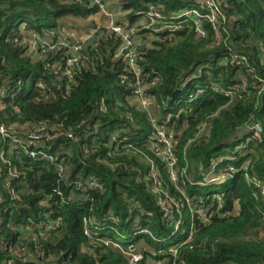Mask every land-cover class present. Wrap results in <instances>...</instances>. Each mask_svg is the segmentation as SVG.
<instances>
[{
  "label": "trees",
  "instance_id": "16d2710c",
  "mask_svg": "<svg viewBox=\"0 0 264 264\" xmlns=\"http://www.w3.org/2000/svg\"><path fill=\"white\" fill-rule=\"evenodd\" d=\"M115 1L138 74L97 33L60 78L70 45L36 57L34 37L98 8L0 0V123L20 139L0 147V264H264V0Z\"/></svg>",
  "mask_w": 264,
  "mask_h": 264
},
{
  "label": "built area",
  "instance_id": "2783aa9c",
  "mask_svg": "<svg viewBox=\"0 0 264 264\" xmlns=\"http://www.w3.org/2000/svg\"><path fill=\"white\" fill-rule=\"evenodd\" d=\"M90 2H91V5L98 8V13L103 14L107 19L105 29L104 28L101 29L99 31V34L112 33V34L119 35L123 38L124 44H123V47L121 48L120 52L122 54H124V52H126V50H128V54L126 57L130 59V61L128 60L130 67L132 68V70L136 74H138V68L136 65V53L134 50V43L132 42L129 34L127 33V31L125 30L123 25L118 23L117 12H115L114 10L109 8V4H108L107 0H90ZM207 5H209L211 7L215 6L214 0H208ZM213 16H215V15H213ZM213 19H215V17H213ZM49 42L47 41V38L35 36L34 40L32 41L31 44H32V46H35V48L37 49V46L39 48L40 47L43 48V46H41V45L51 47L55 43V41H53V40L49 41ZM49 44H51V46ZM85 49H86V46L81 42L76 43V44L74 43V45L69 46V53H71L70 57H69L70 59L67 63V67H66L65 71H62L60 73V78H64V77H68V76L72 75V73H73L72 67L75 66L76 64H78L80 61H82V57H83V59H85V55L83 54ZM57 66H59V64H57ZM142 88L143 87L141 85H138V91L140 92V94L143 91ZM262 90L264 91V87L262 88ZM141 98L147 100L146 98H143V97H141ZM252 129L255 131L254 132L255 137L259 138L261 136L262 131H263L261 125L258 122H255L252 125ZM159 133H160L162 139L166 143V147L164 150V153H165L164 156L166 159H168L171 169H174L175 168V161H174V157H173V146H172V143H170V141H168V138H170V137H168L164 133V131H162V130H159ZM8 138H12V143H14V144L18 143L20 141L19 138L11 136L10 129L8 128V126L5 123H0V147L2 146V144L5 143L6 139H8ZM39 139H40V135H38L37 133H32V134L28 135V138H27V140H30V141H33L36 143L39 141ZM30 155L33 158H36L39 162H42L44 160L52 162L55 160L54 156L48 155L39 149L37 151H36V149L31 151ZM61 170L63 171L64 174L67 173V168H62ZM173 176H175V174H173ZM225 178H226L225 174H221V173L212 174L208 178V182L222 183L225 181ZM89 187H97V185L94 181H92L89 183ZM261 189L263 190L262 187H261ZM86 233L88 235H93L94 232L90 229H87ZM127 254H128V261L130 264H139L143 260V255L140 252H134L133 251V252H128ZM7 264H12V263L8 262Z\"/></svg>",
  "mask_w": 264,
  "mask_h": 264
},
{
  "label": "rangeland",
  "instance_id": "374dc122",
  "mask_svg": "<svg viewBox=\"0 0 264 264\" xmlns=\"http://www.w3.org/2000/svg\"><path fill=\"white\" fill-rule=\"evenodd\" d=\"M114 5H115V3H114ZM116 10L114 9V11L117 12V19H118L119 16H121V14H118L120 11L119 10L116 11ZM92 17H90L88 19L81 18V17H68V18H65L64 20H62L63 26L61 27V30H60L61 31L60 32V38L58 40V43H56V44L61 45V46H67V45H74V43L76 44V43L81 42L87 48V46L90 43L91 37L94 36L96 33L99 34V31L103 28L105 29V25H106L104 22V24L101 27H99L101 24L97 25L95 23V21L92 19ZM94 25L96 26V28L94 27ZM147 37H148V39H152L153 35H148ZM136 40H137V38H136ZM47 41L49 42L52 40L50 38L49 39L47 38ZM49 45L51 46V44H49ZM30 51H31L32 55H34L36 57H42L43 55H45V53L42 51V47L39 48L37 46V49H36L35 46H31ZM46 51L50 52L49 49ZM127 54H128V50H126V53L124 52L125 56H127ZM128 60L130 61L129 58H128ZM144 89H146V88H144ZM132 102L136 103L138 105H142L143 107L149 105L148 100L142 99L140 97L133 99ZM168 141H170V143H172V146H173L174 139L168 138ZM12 144L14 145V143H12ZM222 183H224V182H222ZM162 263H163L162 261H158L157 259L148 257V258H146L144 264H162Z\"/></svg>",
  "mask_w": 264,
  "mask_h": 264
},
{
  "label": "crops",
  "instance_id": "0c3cea01",
  "mask_svg": "<svg viewBox=\"0 0 264 264\" xmlns=\"http://www.w3.org/2000/svg\"><path fill=\"white\" fill-rule=\"evenodd\" d=\"M115 3V5H114V3ZM108 4H109V7L112 9V10H118L119 8L117 7L118 6V4L116 3V1L115 0H108ZM112 4V5H111ZM117 4V5H116ZM116 10V11H117ZM92 19L95 21V23L97 24V25H99V24H101L99 27H101L103 24H104V22H105V24L107 23V19H106V17L103 15V14H101V13H97L96 15H94L93 17H92Z\"/></svg>",
  "mask_w": 264,
  "mask_h": 264
},
{
  "label": "water",
  "instance_id": "95a60500",
  "mask_svg": "<svg viewBox=\"0 0 264 264\" xmlns=\"http://www.w3.org/2000/svg\"><path fill=\"white\" fill-rule=\"evenodd\" d=\"M94 41H96V39H94ZM248 130H249V127H245L240 132L234 135V139H238L240 136L244 135Z\"/></svg>",
  "mask_w": 264,
  "mask_h": 264
}]
</instances>
